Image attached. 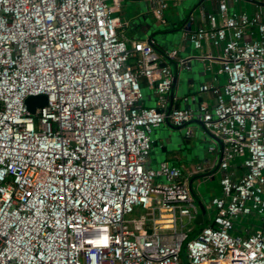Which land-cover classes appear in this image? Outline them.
Segmentation results:
<instances>
[{
	"label": "built area",
	"instance_id": "built-area-1",
	"mask_svg": "<svg viewBox=\"0 0 264 264\" xmlns=\"http://www.w3.org/2000/svg\"><path fill=\"white\" fill-rule=\"evenodd\" d=\"M204 17L185 36L221 46L215 72L227 82L201 86L212 108L169 110L177 53L130 46L109 0H0V264H264V12L230 13L219 0ZM142 78L156 107L142 105ZM40 96L33 115L26 100ZM195 119L225 148L215 214L190 237L158 225L195 209L181 170L149 162L155 129ZM138 208L150 213L132 218ZM251 215L261 224L234 234Z\"/></svg>",
	"mask_w": 264,
	"mask_h": 264
},
{
	"label": "crops",
	"instance_id": "crops-1",
	"mask_svg": "<svg viewBox=\"0 0 264 264\" xmlns=\"http://www.w3.org/2000/svg\"><path fill=\"white\" fill-rule=\"evenodd\" d=\"M161 1L167 4V8L163 10L161 18H158L154 14V8ZM218 1L121 0L117 6L112 0H109L114 15L119 17L123 23L119 33L124 35L130 46L137 41L149 42L145 35L148 25L156 24L172 33L170 46H158L162 52L177 53L175 61L166 63L175 72L178 67L179 72L174 99L171 98V94L166 97L168 107L179 106V109H192L199 112L200 105L206 103L212 108L215 106L216 98L210 92H201V86L205 84L223 86L227 82L225 75H219L215 72L220 68L217 57L222 52L221 46L215 47L211 43H205L201 49H196L185 36V26L189 20L191 21V30L207 26L204 16L217 11ZM228 8L230 13H247L252 16L258 12H264V0H228ZM187 66L193 69V74L183 80L180 74L184 72L183 69ZM209 67L212 68V71L209 70ZM215 77H217V81L214 80ZM141 85L144 95L142 105L156 107L158 97L150 88L147 80L142 78ZM173 127L177 128L165 123L153 131L151 135L153 147L149 166L158 169L166 163L180 169L182 180L190 188L195 209H193L190 217L177 214L175 219L171 214L163 213L158 220V225L161 230L187 232L190 237H195L204 225L211 224L215 214L211 201L214 197L221 195L222 171L220 170V161L225 145L221 140L207 133L200 120L195 119L188 126L180 128L179 147L175 150L164 151V146L157 141L163 131H172ZM231 170L237 178L241 177L246 171L243 159L238 158L232 161ZM156 182L166 183L164 179L160 178ZM144 211L147 213L142 215L150 213L147 210ZM189 225L191 227L187 229ZM249 232L253 231L249 230ZM235 234L246 236L248 233L245 228L237 225Z\"/></svg>",
	"mask_w": 264,
	"mask_h": 264
},
{
	"label": "water",
	"instance_id": "water-1",
	"mask_svg": "<svg viewBox=\"0 0 264 264\" xmlns=\"http://www.w3.org/2000/svg\"><path fill=\"white\" fill-rule=\"evenodd\" d=\"M145 35L148 37L149 42L152 45H154V47L158 51H160L159 47H168V46H170V44L172 42V38H171L172 33L168 30H165L161 26L156 25V24L146 26ZM177 68H176V72H175L176 73V78H175L176 84H177L178 79H179L178 78L179 72H178ZM183 70H184V72H182L180 74L183 80H185L186 78H189L190 75L193 74V69L189 66H187V68H184ZM176 84H175V87H176ZM175 87L171 93L172 99H174V96L176 95ZM178 95H179V93H178ZM46 103H47V98L45 96L29 97L26 100L27 108H28L29 112L33 115L36 114L37 108L45 106ZM178 107L179 106H175V109H178ZM172 108L173 107L170 106L169 110H172ZM166 124L172 125L168 120L166 121ZM180 128L181 127H177V128L173 127L172 131H163L160 134L157 143L162 144L164 146L163 147L164 151L175 150L179 147V143L181 140V134H179L180 130H181ZM204 227H206V225H204L203 228ZM201 230L198 233H200Z\"/></svg>",
	"mask_w": 264,
	"mask_h": 264
},
{
	"label": "rangeland",
	"instance_id": "rangeland-1",
	"mask_svg": "<svg viewBox=\"0 0 264 264\" xmlns=\"http://www.w3.org/2000/svg\"><path fill=\"white\" fill-rule=\"evenodd\" d=\"M142 86V85H141ZM147 212L144 211V209L142 208H138L136 209V211L132 214V218L133 217H139L142 214H146ZM239 225V227L241 228H248L250 231H254L256 229L257 226H259L261 224V219L256 216V215H251L249 217H241L239 220V223H237ZM195 226V225H194ZM191 227V225L187 226V229ZM196 227V226H195ZM235 234V233H234ZM187 254H186V245L184 247L183 250V258L185 261H187L186 258Z\"/></svg>",
	"mask_w": 264,
	"mask_h": 264
}]
</instances>
